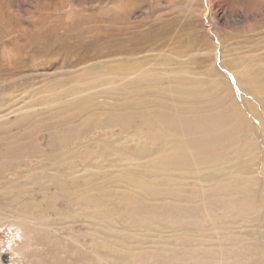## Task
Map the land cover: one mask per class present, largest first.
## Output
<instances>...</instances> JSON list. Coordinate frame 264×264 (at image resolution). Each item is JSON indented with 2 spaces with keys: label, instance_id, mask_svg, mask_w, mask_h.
Instances as JSON below:
<instances>
[{
  "label": "rangeland",
  "instance_id": "374dc122",
  "mask_svg": "<svg viewBox=\"0 0 264 264\" xmlns=\"http://www.w3.org/2000/svg\"><path fill=\"white\" fill-rule=\"evenodd\" d=\"M263 101L264 0H0V264H264Z\"/></svg>",
  "mask_w": 264,
  "mask_h": 264
},
{
  "label": "bare ground",
  "instance_id": "6f19581e",
  "mask_svg": "<svg viewBox=\"0 0 264 264\" xmlns=\"http://www.w3.org/2000/svg\"><path fill=\"white\" fill-rule=\"evenodd\" d=\"M251 73H248V74H244L243 76V79L247 78V79H250L251 78ZM256 83V81H255ZM251 84H254V80L251 81ZM258 84V83H257ZM261 85H263V83H261ZM257 105L252 103L251 104V108H255ZM172 107H176V106H172ZM171 107V109H172ZM260 107L262 109H264V101L261 103ZM250 114V118L252 119V122L254 124V129L255 131L258 133V128H257V122H256V119H255V116L257 117L256 114H251V111L249 112ZM162 117L168 119V114L163 113L161 115ZM159 119V118H158ZM157 118L151 120V123L153 121H158ZM179 129H180V134H179V137L182 138L183 136H186L188 134V132L190 131L191 128H193V124L191 123H182V122H179ZM203 126V125H202ZM205 128V126H203ZM231 128L229 127L227 129V131H230ZM262 134L260 135V133L257 135H253V140H254V144H256L257 146V151H252L250 156H249V159L247 160L248 162V167L251 168L252 170V174L254 175H257L255 177V182L258 183V188H253L251 187L250 189H248V192H247V195H246V198H247V210L250 212V216H251V219H250V222L253 223L255 221L259 222L260 224H263L264 223V212H258L257 210V200L260 201V203L263 205L264 207V190L260 189V185H263V189H264V124L262 125ZM228 137H231V134H228V133H224L223 135L221 134L220 132V135L218 133V130H214L213 132H211L210 135H208V138L210 140V144L212 145V148H217L219 151L216 152V153H213V150H212V154L210 153V155H206L204 158L207 159V158H215L217 159L218 156H213V155H220L221 154V149L225 146V143H226V140ZM207 140V139H204L203 137L201 138V140ZM186 140V142L184 141ZM200 139H198V141L196 142V145H197V151H202V154L205 153V147H203L199 142L201 141ZM178 142L182 143V142H185L187 146H190V147H193L194 145V140L190 137H186V138H183V139H179ZM196 151V152H197ZM199 153V152H198ZM176 161V159L174 157H170L168 158V162H174ZM210 178H214L210 176ZM227 186H229V183H226ZM86 189H90V188H86ZM102 189L104 191H106V187L105 186H102ZM258 191H262L263 194L259 197H257V192ZM262 235V232L260 233ZM251 236L253 237L252 238V241L256 242L258 240V234L257 232H252L251 233ZM10 256V255H9ZM2 258V256H1ZM9 261L11 262V259H9ZM6 263V262H5ZM10 264H13V263H10Z\"/></svg>",
  "mask_w": 264,
  "mask_h": 264
},
{
  "label": "water",
  "instance_id": "95a60500",
  "mask_svg": "<svg viewBox=\"0 0 264 264\" xmlns=\"http://www.w3.org/2000/svg\"><path fill=\"white\" fill-rule=\"evenodd\" d=\"M9 259H10V256L6 254V255H4V257L2 258V261H3V262H8Z\"/></svg>",
  "mask_w": 264,
  "mask_h": 264
}]
</instances>
